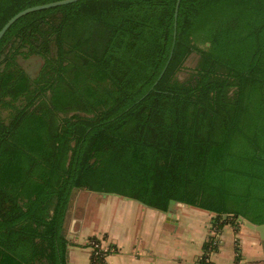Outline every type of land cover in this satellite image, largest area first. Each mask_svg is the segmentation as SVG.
<instances>
[{"label":"trees","instance_id":"obj_1","mask_svg":"<svg viewBox=\"0 0 264 264\" xmlns=\"http://www.w3.org/2000/svg\"><path fill=\"white\" fill-rule=\"evenodd\" d=\"M48 1L0 0V27ZM174 5L76 0L27 12L1 36L0 264H66L76 189L164 211L175 199L214 212L216 229L264 222V0H180L153 85ZM30 56L41 58L33 75ZM87 245L90 264H109L113 245Z\"/></svg>","mask_w":264,"mask_h":264},{"label":"crops","instance_id":"obj_2","mask_svg":"<svg viewBox=\"0 0 264 264\" xmlns=\"http://www.w3.org/2000/svg\"><path fill=\"white\" fill-rule=\"evenodd\" d=\"M76 190L87 194L72 193L69 200L64 219L66 264H90L87 239L93 235L102 246H114L106 255L109 264H198L209 236L216 246L207 252L210 264H264L260 229L245 218L216 229L215 213L194 205L177 202L173 220L164 210L128 196ZM186 219L194 225L191 229L184 225Z\"/></svg>","mask_w":264,"mask_h":264},{"label":"water","instance_id":"obj_3","mask_svg":"<svg viewBox=\"0 0 264 264\" xmlns=\"http://www.w3.org/2000/svg\"><path fill=\"white\" fill-rule=\"evenodd\" d=\"M73 1H76V0H53V1H48V2H44V3H39V4H34V5H30V6H27V7H24L20 10H18L17 12H15L13 15H11L5 22L4 24L0 27V38L1 36L4 34V32L6 31V29L17 19L19 18L21 15L27 13V12H30V11H33V10H36V9H41V8H45V7H50V6H56V5H59V4H64V3H69V2H73ZM179 2L180 0H175V5H174V14H173V25H172V42H171V46H170V50H169V54H168V57H167V60L161 70V72L159 73V75L157 76V78L155 79L153 85L157 82V80L160 78V76L162 75L163 71L165 70L170 58H171V55H172V52H173V47H174V44H175V39H176V26H177V12H178V6H179ZM153 85L151 87H153ZM110 193H114V192H110ZM125 196V195H123ZM141 202V201H140ZM177 202H180V201H177L175 199H170L169 200V203H168V207L167 209L165 210V213L169 216V218L171 219H175L176 217V213H175V204ZM142 204H145L143 202H141ZM180 203H183V204H186L188 205L187 203H184V202H180ZM256 226L260 229V233H261V243L264 247V222L262 223H255Z\"/></svg>","mask_w":264,"mask_h":264},{"label":"rangeland","instance_id":"obj_4","mask_svg":"<svg viewBox=\"0 0 264 264\" xmlns=\"http://www.w3.org/2000/svg\"><path fill=\"white\" fill-rule=\"evenodd\" d=\"M198 55L195 52H192L187 59L184 62L183 68L178 72V77L180 79H183L187 76L188 72L190 69L195 65L197 62ZM21 63L23 66L26 68V70L31 74H35L40 63H41V58L38 56H30L29 58L26 59H21ZM73 193L80 195L81 197L87 194V191L85 190H74ZM194 219V217H192ZM196 222H198V219H194ZM183 224V223H182ZM186 228L191 229L192 223L190 219H186V222L184 223ZM190 234H187L189 236Z\"/></svg>","mask_w":264,"mask_h":264},{"label":"built area","instance_id":"obj_5","mask_svg":"<svg viewBox=\"0 0 264 264\" xmlns=\"http://www.w3.org/2000/svg\"><path fill=\"white\" fill-rule=\"evenodd\" d=\"M207 259V258H206Z\"/></svg>","mask_w":264,"mask_h":264}]
</instances>
